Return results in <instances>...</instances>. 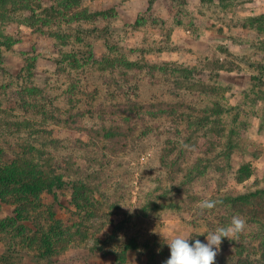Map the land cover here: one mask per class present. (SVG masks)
Returning a JSON list of instances; mask_svg holds the SVG:
<instances>
[{"label":"rangeland","instance_id":"obj_1","mask_svg":"<svg viewBox=\"0 0 264 264\" xmlns=\"http://www.w3.org/2000/svg\"><path fill=\"white\" fill-rule=\"evenodd\" d=\"M102 1L84 4L97 10ZM117 1L108 20L67 22L54 3L34 0L50 24L22 23L24 11L0 21V41L20 38L34 48L0 44V149L7 162L31 158L63 175L58 200L45 193L42 201L81 233L50 259L2 239L0 255L16 259L10 264H117L129 239L139 247L127 264H147L155 253L168 259V239L207 243L199 233L220 226V207L201 214L199 201L264 187V0H163L155 15L154 0ZM137 19L146 21L137 26ZM91 52L110 58L109 67L88 61ZM71 53L82 67L70 65ZM110 127L121 130L115 147L99 132ZM168 151L174 167L161 163ZM73 197L93 215L76 209ZM0 211L11 231L22 229L14 205L0 202ZM29 218L37 221L36 212ZM256 228L247 221L241 236ZM228 242L222 238L215 258L231 254Z\"/></svg>","mask_w":264,"mask_h":264},{"label":"trees","instance_id":"obj_2","mask_svg":"<svg viewBox=\"0 0 264 264\" xmlns=\"http://www.w3.org/2000/svg\"><path fill=\"white\" fill-rule=\"evenodd\" d=\"M34 0H0V7L3 10H7L4 6L8 3L12 5L11 9L6 12L0 11V21L10 18V13L27 12L24 16L22 23L34 24L37 21H41L44 25L50 24L51 18L47 16H38L36 9L33 5ZM205 2L207 0H201ZM224 1V0H220ZM5 2V4H4ZM17 5V8L14 6ZM41 3L49 4L54 3L56 6L53 8L54 13L59 16H65L67 22H74L80 19L99 21L108 20L117 16L116 7L119 5L117 0H105L102 3L100 9L91 10L84 4V0H41ZM17 17V16H16ZM34 19L35 22L30 21ZM146 20L141 21L137 19L136 25L140 26ZM17 36V34H15ZM11 41L2 42L0 44L17 45L18 49L25 53L34 52L31 46H23V41L20 38L11 39ZM30 52V53H31ZM69 63L74 68L82 67L81 60L75 53L68 54ZM3 53L0 49V64L2 63ZM107 57H96L91 52L88 61L93 63L104 64L109 67V61ZM123 67L128 69L141 68V64L138 62H132L126 60V58H119ZM111 60V59H110ZM119 62V61H118ZM167 108L160 109L159 112L155 111L153 116L163 115L167 112ZM158 113V114H157ZM102 139L108 140L112 145L116 143V137L119 136V128H102ZM119 145V143H116ZM166 150V149H165ZM170 154V155H169ZM173 151L165 152L161 158V163L164 166H175L173 160H169L168 155L171 157ZM168 164V165H167ZM52 166L43 162H35L29 158L22 160L21 157H16L10 162L5 161L4 151L0 149V202H7L16 207V213L18 214L20 228L16 232L11 231V227L14 224L3 221L0 217V240L2 239H16L20 249L24 246L28 248L32 246L36 247L37 257L41 259H50L55 254H58L62 249L72 247L77 239H80L81 233L77 230L80 226L71 218L60 219L57 215L55 204H44L42 201L43 194L47 193L53 197L54 200H58L56 191L64 188L66 180L63 175L57 173ZM182 169V168H181ZM182 171V170H180ZM197 172L195 164L189 168L188 174ZM250 174L247 175V178ZM85 187V184L82 186ZM78 190V189H77ZM76 194L79 192H77ZM85 193L92 195V192L87 190ZM90 197H88L89 199ZM220 203L216 206L220 207L217 211V218L219 219L220 226H227L232 216L240 215L246 217L249 223H253L256 226V230L246 236H239L238 239L230 240L227 245H231V254L221 258H215L214 264H264V187L258 188L252 191L234 194L223 193L219 198ZM73 205L81 212L88 213V216L93 215V206H88L87 203L84 207L79 206L77 201L73 197ZM86 206V207H85ZM36 212L37 221L30 219L29 217ZM44 214V216L42 215ZM73 214V212H72ZM1 216V211H0ZM42 217L43 222L40 224L38 218ZM41 219V218H40ZM183 219V218H182ZM15 222V221H14ZM32 223L36 229H32L27 223ZM28 230L31 235L24 232ZM88 232L83 235L84 238L88 237ZM65 245V246H63ZM139 243L134 239H129L120 251L115 253V261L117 264H127V257L131 250L137 249ZM156 254V253H155ZM152 254L148 258L147 264H164L167 259L160 258L159 255ZM5 259L4 264H10L12 261L15 263L16 259L10 254L3 253L0 255V262ZM7 261V262H6Z\"/></svg>","mask_w":264,"mask_h":264},{"label":"clouds","instance_id":"obj_3","mask_svg":"<svg viewBox=\"0 0 264 264\" xmlns=\"http://www.w3.org/2000/svg\"><path fill=\"white\" fill-rule=\"evenodd\" d=\"M220 202L219 200L205 198L199 201L196 207L202 214L205 210L213 209ZM246 228V218L234 215L227 226H217L214 231L199 233V235L206 233L207 243L197 239L190 244L189 239L191 236L176 235L165 242L170 248V257L164 264H214L222 238L238 239L241 234L246 232Z\"/></svg>","mask_w":264,"mask_h":264},{"label":"crops","instance_id":"obj_4","mask_svg":"<svg viewBox=\"0 0 264 264\" xmlns=\"http://www.w3.org/2000/svg\"><path fill=\"white\" fill-rule=\"evenodd\" d=\"M162 1L163 0H154V2L153 3H149V7H150V12H152L153 13V9L154 8H157V11L159 12L160 10V7H161V4H162ZM171 2H174L173 0H170ZM104 1H102V3H103ZM165 4H169V0H166L165 1ZM102 6V5H101ZM161 8H164L163 6L161 7ZM153 15H155L154 13H153Z\"/></svg>","mask_w":264,"mask_h":264}]
</instances>
